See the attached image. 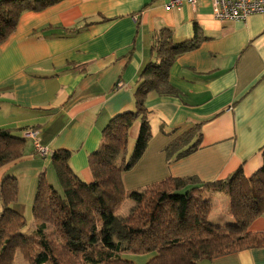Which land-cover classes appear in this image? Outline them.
Returning a JSON list of instances; mask_svg holds the SVG:
<instances>
[{"label": "crops", "instance_id": "1", "mask_svg": "<svg viewBox=\"0 0 264 264\" xmlns=\"http://www.w3.org/2000/svg\"><path fill=\"white\" fill-rule=\"evenodd\" d=\"M168 2L62 0L21 14L0 44V131L26 141L22 157L0 168V182L4 176L17 180L13 209L22 214L32 206L41 173L55 181L49 173L55 151H69L71 170L86 184L93 182L88 157L108 121L134 109L139 75L157 61L153 45L161 29L171 32L172 43L192 40L196 28L205 39L171 63L168 81L176 95L148 94L151 139L138 163L123 174L127 189L167 178L209 183L239 168L250 178L262 167L264 15L219 22L210 0H196L194 7L183 3L179 10L167 9ZM196 125L201 126L198 149L167 160L164 148ZM138 131L136 122L128 145ZM30 132L37 133L45 157L34 151ZM208 195L216 219L232 221L228 198L221 192ZM248 230L264 233V212ZM201 264H264V248Z\"/></svg>", "mask_w": 264, "mask_h": 264}, {"label": "trees", "instance_id": "2", "mask_svg": "<svg viewBox=\"0 0 264 264\" xmlns=\"http://www.w3.org/2000/svg\"><path fill=\"white\" fill-rule=\"evenodd\" d=\"M62 0H0V44L15 31L22 13L40 12ZM205 38L198 28L192 40L172 43L171 32L161 29L153 51L157 61L148 63L134 90V109L112 117L101 133L99 147L88 157L93 178L83 182L69 167L71 153L58 150L50 156L51 167L62 188L59 194L41 173L31 215L35 230L23 236L22 214L12 208L18 185L14 176L0 182V264H14L19 253L27 264H134L126 254L154 256L145 264H201L239 251L264 248V233L249 232L264 212V151L262 167L250 178L242 170L227 178L202 183L195 177L167 178L141 189L127 191L122 175L133 169L151 139L148 110L151 92L176 95L168 81L171 63L194 50ZM139 131L130 154L129 131ZM201 126L176 137L165 148L167 160L196 151ZM26 141L0 131V168L22 157ZM209 192H221L229 202L232 221L214 224ZM125 200L134 202L130 213L118 220Z\"/></svg>", "mask_w": 264, "mask_h": 264}, {"label": "built area", "instance_id": "3", "mask_svg": "<svg viewBox=\"0 0 264 264\" xmlns=\"http://www.w3.org/2000/svg\"><path fill=\"white\" fill-rule=\"evenodd\" d=\"M213 7V17L219 22L245 20L253 15H264V0H210ZM183 3L194 7L196 0H169L166 8L179 10ZM27 136L33 140L36 154L45 157L47 150L37 141V133L30 132ZM26 136V137H27Z\"/></svg>", "mask_w": 264, "mask_h": 264}, {"label": "rangeland", "instance_id": "4", "mask_svg": "<svg viewBox=\"0 0 264 264\" xmlns=\"http://www.w3.org/2000/svg\"><path fill=\"white\" fill-rule=\"evenodd\" d=\"M135 142V139H132L130 138V141H129V147H128V151L130 152L132 147H133V144ZM52 169V167H51ZM51 171H52V178L55 180V181H49L46 179V181L54 187V189L59 193L61 194L62 193V188L55 176V173L52 170L49 171V173L51 174ZM125 174V173H123ZM45 178H46V174H45ZM125 179V176L122 175V181H124ZM123 187L124 189L127 191H130L129 189V184L126 183L124 184L123 182ZM134 207V202L130 201V200H125L123 205L121 206L120 210L116 213V216L118 218V220L122 221L129 213L130 211L132 210V208ZM216 207V206H215ZM216 210V209H215ZM23 217L25 218V225L23 227V230L21 231V233L23 234V236H31L33 234V231L35 230V223L33 221V218H32V215H31V206L29 205L28 207H25L24 208V213H22ZM217 215H219V213L216 211H212L210 213V215L208 216V220L211 222V223H214V224H221V225H225V224H228V220H223V219H220V220H217L216 217ZM224 218H226V216H224ZM127 256L124 257L126 258L127 260H130L132 261L134 264H145L149 259H151L154 254L151 253V254H146V255H130V254H126ZM14 264H27L22 256L17 253L16 256H15V259H14Z\"/></svg>", "mask_w": 264, "mask_h": 264}]
</instances>
